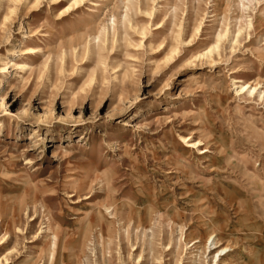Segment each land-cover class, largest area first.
<instances>
[{
	"label": "rangeland",
	"instance_id": "1",
	"mask_svg": "<svg viewBox=\"0 0 264 264\" xmlns=\"http://www.w3.org/2000/svg\"><path fill=\"white\" fill-rule=\"evenodd\" d=\"M144 1L158 16L132 20L144 36L123 21L98 49L90 0L65 14L69 0H0L9 264H264V0ZM214 44V62L196 57Z\"/></svg>",
	"mask_w": 264,
	"mask_h": 264
},
{
	"label": "bare ground",
	"instance_id": "2",
	"mask_svg": "<svg viewBox=\"0 0 264 264\" xmlns=\"http://www.w3.org/2000/svg\"><path fill=\"white\" fill-rule=\"evenodd\" d=\"M12 1H16L17 3H20L21 0H12ZM85 1L86 0H69V2L67 3V5L62 10L63 14H65V12H70L72 10L79 9L80 7L83 6V4H84ZM101 1H102L101 3H97L96 1L90 0V5L92 7H88V12H90V13H88V15H87V18L88 19L86 20L87 21L86 22L87 23V26H89L90 29H91L89 32L93 36L94 46L96 48H98V49H100V48L103 49L104 43L108 40V36H109L110 33L112 35V38H114V37L117 38L118 36H121V35H122V37H125L128 34V33L126 34V32H121V25H122L123 21H126L128 23V27L129 28L136 30V32H138L140 34V36L143 37L144 36V33H145L146 27L143 26V25H140V26H137V29H135L136 28V25H137V22L134 23L132 20L135 17H140V18L145 17V18L148 19V22H152V21L158 19L157 14H155L154 12H152V8L151 9L148 8V6L146 5V3H145L144 0H136V3L135 4L132 2V0H101ZM169 1L166 2V4H169ZM215 1L216 2H222L223 0H215ZM39 2H40V0H33L34 6H37L39 4ZM59 2H60V0H52V3H55V4H57ZM251 2H252V0H246V4L247 5L251 4ZM255 3H256V1H255ZM105 4H112L114 6V9L113 10L108 9L106 7L107 5L105 6ZM241 5H243V2L241 3ZM102 8H104L103 11H101ZM175 9H176L175 8V5H172L171 4L166 10H164V12H166L168 14L167 19L173 18V16H174V10ZM114 10H118L119 12H114ZM100 11H101V14H100ZM100 15H102L103 17L108 16L109 19H110L109 20L110 23H108L107 20H104V21H101L100 22V18H99ZM156 24H158V22H156L155 25ZM176 25L177 24H175V26ZM180 25L181 24H179V27L182 28V26H180ZM247 26H248V28H252L253 27V24L249 21L248 24H247ZM155 28H159V26H157ZM110 30H111V32H109ZM172 32H171V35H172ZM175 32H174V34H175ZM87 33H88V31L86 32V35H87ZM186 33H187V31L184 28H182L181 30H179L176 33L175 39H178L179 37L182 38V36L186 35ZM227 34L228 33H226V30L223 33L218 34V37H217L218 40H220L221 38L225 37ZM237 36H238V32L235 35V38L234 39H231V41H233V43L236 42ZM167 38H168V36H167ZM164 39H162V40L164 41ZM170 40H171V38H170ZM182 41H184V40H182ZM179 42H181V41L179 40ZM161 44L163 45L164 42L161 43ZM158 46H160V45H158ZM166 46H169L170 47V50L166 54L167 60H170V59H172L175 56L174 53L177 51L178 46H177L176 43H173L172 42L170 44L167 43L166 45H164L162 47H158V48L164 49ZM218 52H219V46H218V44H214L213 46H210L206 50H204V52L199 53L196 57L197 58H201V59H205V60H208V61H211V62H214V61H212L211 55L214 54V53L216 55H218ZM23 66H24L23 64L21 66L19 65L18 68H21ZM232 82L233 83H239L240 81L239 80H234ZM256 85H257V83H256ZM167 86H168V83H166V86L165 87H167ZM234 88H236V87H234ZM254 90H255V86L254 85L253 86H249L248 84H242L241 83V85L238 86V91H240V93H242V92L244 93L245 92L246 94L252 95V93L254 92ZM181 138L183 140L182 143H184L183 146L186 148V151L191 152L192 149H194L195 151H200L197 154H201V155L204 154V152L207 151V150H205L206 146H204V148L203 147L202 148H199L198 147L200 144H202V145H205L206 144L202 139H197L196 140V139H192V138H186L185 136H181ZM204 157L205 156H202L201 158H204ZM95 215L97 217H99V218H102L103 217L102 216V212H100L99 210H97L95 212ZM4 242H5V240H2L1 239L0 240V245H2ZM47 243H48V251H49L48 254L50 255V257H52L53 250H54V248H53V242L52 241H48ZM54 243H55V240H54ZM226 248H228V246H224V247H221L219 249L222 252ZM227 252L226 253H223L222 256L226 255ZM9 257H10V252H7V253L3 254L1 256V258H0V264H2V262H3V264H9V262H8ZM218 260H219V257H218L217 261Z\"/></svg>",
	"mask_w": 264,
	"mask_h": 264
}]
</instances>
